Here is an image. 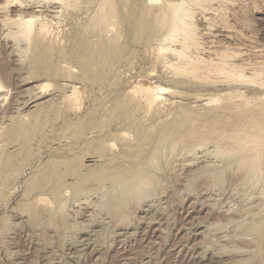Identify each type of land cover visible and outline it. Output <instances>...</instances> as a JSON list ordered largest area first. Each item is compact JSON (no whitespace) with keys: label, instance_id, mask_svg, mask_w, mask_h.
Here are the masks:
<instances>
[{"label":"rangeland","instance_id":"374dc122","mask_svg":"<svg viewBox=\"0 0 264 264\" xmlns=\"http://www.w3.org/2000/svg\"><path fill=\"white\" fill-rule=\"evenodd\" d=\"M20 1L0 0V264H264V85L171 68L180 0ZM188 1L189 53L264 70V0Z\"/></svg>","mask_w":264,"mask_h":264},{"label":"bare ground","instance_id":"6f19581e","mask_svg":"<svg viewBox=\"0 0 264 264\" xmlns=\"http://www.w3.org/2000/svg\"><path fill=\"white\" fill-rule=\"evenodd\" d=\"M12 1H14V0H12ZM20 1V0H19ZM45 1H47V0H45ZM50 1V0H49ZM53 1V0H52ZM55 1V0H54ZM155 1V0H154ZM181 1V0H180ZM178 1V4H175L176 5V7H175V9L174 8H172L171 6V8L172 9H174V11L172 10V12H173V16H172V21H170V26L168 27L169 28V31H167V38H165L166 37V35L164 36V38L167 40L168 39V41H172V43L174 42V44H175V42L177 41L178 42V46L177 47H175L174 46V48L171 46H169V45H167L166 47L168 48V49H171V52L172 53H174V55H172V56H174L175 57V66L173 65V67H171V68H174L175 67V69L177 70H175L176 72H178L179 74H182V76L184 75V76H187L189 79H194V80H196L197 82H198V80L197 79H202V78H204L205 80H208L209 79V81H210V79L212 78L213 79V81H214V83L212 82V84H215V86H216V83L217 82H219V84H220V82H223V81H225V80H227V78H228V80L227 81H230V83H228V85L229 84H231V81H235V82H232V83H237L238 81L239 82H241L240 80H242V79H244V78H246V80L248 81V83H249V81L251 82V81H253V82H251L250 84H252V83H255L256 82V84L257 85H264V70L263 71H255L254 70V72H253V70L252 69H254V68H252L251 70V72H252V75H250V74H248V75H250L249 77L247 76L246 77V75L244 74V70H242V69H244L245 67H242V66H245V64H246V67H249L250 65H252V64H255V61L254 62H251L252 64H250V62H248L249 61V59L248 60H245V59H239V58H237V54L239 55V53H237L238 51H236V53H234V52H232V48L230 49L231 51L229 52L227 49L229 48V47H232V46H229L228 45V43L225 45V44H223V46L224 47H222V49L223 50H217V48L216 49H213L214 48V46L212 47L211 45V47H207V48H202V51H200L199 50V48H201V47H199L198 48V50L200 51H198V52H192V53H189L188 52V50H189V47H190V45H191V43H194L195 41H196V39L197 38H195L194 37V27H192V26H194V25H192V23H191V21L192 20H190V17H191V13H190V11L188 10V7H184L183 5L185 4H183V2H185V1ZM188 1V0H187ZM192 1H195V3H196V1L197 0H192ZM201 1V0H200ZM8 2V1H7ZM9 2H10V0H9ZM21 2V1H20ZM57 2V1H56ZM61 2V4L63 3V0L62 1H60ZM72 2H73V0H72ZM172 2V1H171ZM189 2V1H188ZM17 3V2H16ZM170 3V2H169ZM199 3V2H198ZM18 4V3H17ZM21 4V3H20ZM48 4V3H47ZM60 4V3H59ZM60 4V5H61ZM70 4H71V2H70ZM69 4V5H70ZM189 4V3H188ZM51 5H52V2H51ZM72 5V4H71ZM169 5V4H168ZM196 5V4H195ZM0 6H4V5H0ZM55 6V5H54ZM154 6V5H153ZM56 8V7H55ZM149 8V7H148ZM170 8V9H171ZM194 8V7H193ZM2 9V8H1ZM19 9H23V8H19ZM26 9V8H25ZM25 9H23V10H25ZM51 9V8H50ZM168 9V8H167ZM217 9V8H216ZM221 9V8H220ZM169 10V9H168ZM34 11V10H33ZM42 11V10H41ZM167 11V10H166ZM5 12V11H4ZM18 12V11H17ZM46 12V11H45ZM168 12H170V11H168ZM10 13V12H9ZM25 13V12H24ZM31 13V12H30ZM47 13H49V12H47ZM57 13V12H56ZM113 13V12H112ZM162 13V12H161ZM171 13V12H170ZM224 13H226V12H224ZM23 14V13H22ZM32 15H33V13H32ZM36 15V14H35ZM46 15H48V14H46ZM150 15V14H149ZM223 15V14H222ZM7 16V15H6ZM22 16V15H21ZM24 16H26V17H28L27 16V14L26 15H24ZM34 16V15H33ZM32 16V17H33ZM38 16V15H37ZM45 16V15H44ZM52 16H53V14H52ZM160 16H161V14H160ZM224 16V15H223ZM15 17L16 16H14V19H15ZM26 17H24L25 19H28L26 22L28 23V22H30V18H31V15H30V17H28V18H26ZM40 17V16H39ZM47 17V16H46ZM221 17V16H220ZM3 18H4V16H3ZM204 18H206V17H204ZM211 18V17H210ZM7 19H12L11 17L10 18H7ZM37 19V18H36ZM164 19V18H163ZM192 19V18H191ZM219 19V18H218ZM6 20V19H5ZM4 20V21H5ZM18 20H19V16H18ZM21 20H23V18L21 17ZM141 20V19H140ZM170 20V19H169ZM207 20V19H206ZM209 20V19H208ZM8 22V21H7ZM6 22V23H7ZM10 23L12 22V20L11 21H9ZM25 22V21H24ZM143 22V21H142ZM169 22V21H168ZM207 22V21H206ZM211 23V22H210ZM13 24V23H12ZM24 24V23H23ZM144 24V23H143ZM209 24V23H208ZM228 24V23H227ZM36 25V24H35ZM163 25V24H162ZM206 25H207V23H206ZM217 25V24H216ZM13 26V25H12ZM15 26V25H14ZM13 26V27H14ZM31 26H33V25H31ZM31 26H30V24L29 25H27L26 26V28H25V24H24V28L25 29H23V31L22 32H20L19 33V36L21 35V33H23V35H22V37H24V38H22V39H25L26 41L29 39L30 40V34H31ZM208 26H210V25H208ZM221 26V25H220ZM228 26V25H227ZM35 27V26H34ZM215 27V26H214ZM229 27V26H228ZM161 28H162V26H161ZM208 28V27H207ZM222 28V27H221ZM35 29V28H34ZM140 29V28H139ZM143 29V28H142ZM167 29V28H166ZM14 30V29H13ZM156 30V29H155ZM168 30V29H167ZM10 31V30H9ZM140 31V30H139ZM143 31V30H142ZM151 31V30H150ZM162 31V30H161ZM207 31V30H206ZM209 31V30H208ZM211 31V30H210ZM11 32V31H10ZM165 32V31H164ZM231 32V31H230ZM9 33V32H8ZM7 33V34H8ZM47 33V32H46ZM161 33V32H160ZM211 33V32H210ZM6 34V33H5ZM156 34H157V32H156ZM166 34V33H165ZM228 34V33H227ZM36 35V34H35ZM39 35H41V34H39ZM76 35V34H75ZM103 35V34H102ZM199 35V34H198ZM201 35V34H200ZM214 35V34H213ZM14 36H15V34H14ZM18 36V35H17ZM33 36V35H32ZM85 36V35H84ZM99 36V35H98ZM229 36V35H228ZM21 37V36H20ZM107 37V36H106ZM105 37V38H106ZM110 37V36H109ZM138 37V36H137ZM231 37V36H230ZM15 39H16V37H14ZM13 38V39H14ZM36 38V37H35ZM84 38V37H83ZM161 38V37H160ZM163 38V39H164ZM195 38V39H194ZM118 39H119V37H118ZM139 39V38H138ZM154 39V38H153ZM162 39V38H161ZM199 39V38H198ZM242 39V38H241ZM92 40V39H91ZM116 40H117V38H116ZM219 40V39H218ZM86 41V40H85ZM138 41V40H137ZM159 41V40H158ZM162 41V40H161ZM227 41V40H226ZM16 42V41H15ZM77 42V41H76ZM97 42V41H96ZM100 42H101V40H100ZM116 42V41H115ZM163 42H165V41H163ZM197 42V41H196ZM221 42V41H220ZM219 42V43H220ZM98 43V42H97ZM96 43V44H97ZM171 43V44H172ZM234 43V42H233ZM80 44V43H79ZM95 44V45H96ZM165 44H167V43H165ZM197 44V43H196ZM206 44V43H205ZM216 44H218V43H216ZM105 45V44H104ZM113 45V44H112ZM163 45V44H162ZM176 45H177V43H176ZM193 45V44H192ZM191 45V46H192ZM207 45V44H206ZM106 46H107V44H106ZM117 46V45H116ZM197 46V45H196ZM204 46V45H203ZM227 46H229V47H227ZM65 47V46H64ZM163 47V46H162ZM164 47H165V45H164ZM96 48V47H95ZM105 48V47H104ZM48 49V48H47ZM164 49V48H163ZM237 49H239V48H236V50ZM254 49H256V48H254ZM97 50H98V47H97ZM102 50V49H101ZM257 50V49H256ZM192 51V50H191ZM233 51H235V49L233 48ZM245 51H246V49H245ZM82 52H83V50H82ZM120 52V51H119ZM169 52H170V50H169ZM170 52V53H171ZM232 52V53H231ZM240 52V51H239ZM242 52V51H241ZM80 53V52H79ZM113 53H114V51H113ZM126 53V52H125ZM260 53V52H259ZM95 54V53H94ZM97 54V53H96ZM95 54V55H96ZM99 54V53H98ZM169 54V53H168ZM168 54H165V55H168ZM67 55V54H66ZM78 55V54H77ZM95 55H94V57H95ZM119 55V54H118ZM117 55V56H118ZM171 55V54H170ZM109 56V55H108ZM121 56V55H120ZM164 56V55H163ZM243 56V55H242ZM241 56V57H242ZM78 57H80V56H78ZM82 57V56H81ZM80 57V58H81ZM101 57V56H100ZM171 57V56H170ZM231 57V58H230ZM257 57V56H256ZM96 58V57H95ZM173 58V57H172ZM171 58V59H172ZM245 58V57H244ZM260 58V57H259ZM78 59V58H77ZM113 59H115V58H113ZM168 59H170V58H168ZM168 59H166L167 60V62H168ZM37 60V59H36ZM165 60V61H166ZM174 60V59H173ZM177 60V61H176ZM254 60V59H253ZM261 60V59H260ZM245 61H247V62H245ZM263 61V60H262ZM48 62V61H47ZM75 62V61H74ZM83 62V61H82ZM104 62V61H103ZM117 62H118V60H117ZM174 61H172V63H173ZM245 62V63H244ZM78 63V62H77ZM88 63V62H87ZM96 63V62H95ZM113 63V62H112ZM115 63V62H114ZM261 63V62H260ZM101 64V63H100ZM116 64V63H115ZM165 64H167V63H165ZM168 64H170L169 62H168ZM259 64V63H258ZM264 64V63H263ZM76 65V64H75ZM78 65V64H77ZM249 65V66H248ZM49 66V65H48ZM51 66V65H50ZM90 66V65H89ZM111 66V65H110ZM170 66H172V64L170 65ZM169 66V67H170ZM254 66H256V65H254ZM108 67V66H107ZM164 67V66H163ZM166 67H167V65H166ZM251 67V66H250ZM42 68V67H41ZM170 68V69H171ZM101 69V68H100ZM248 69V68H247ZM247 69H245V70H247ZM98 70V69H97ZM105 71H106V67H105ZM173 71V70H172ZM174 71V72H175ZM85 72V71H84ZM83 72V73H84ZM108 73H109V71H108ZM91 74V73H90ZM105 74V73H104ZM203 74H204V76H203ZM178 75V74H177ZM212 75V76H211ZM211 78H210V77ZM91 77H92V75H91ZM97 78V77H96ZM103 78V77H102ZM176 78V77H175ZM185 77H183V79H184ZM222 78H226L225 80L223 79V80H221ZM177 79V78H176ZM204 79H202V80H204ZM211 79V80H212ZM204 80V81H205ZM191 81V80H190ZM193 81V80H192ZM196 81H194V82H196ZM208 81V82H209ZM215 81H217L216 83H215ZM226 81V82H227ZM243 81V80H242ZM189 82V81H188ZM206 82V81H205ZM211 82V81H210ZM238 82V83H239ZM21 83V82H20ZM225 85H226V83L225 82H223ZM238 83H237V85H238ZM248 83H247V85H248ZM23 84V83H22ZM162 84V83H161ZM190 84V83H189ZM202 84V83H201ZM206 84V83H205ZM207 84H209V83H207ZM219 84H217V86L219 85ZM223 84V85H224ZM198 85V84H197ZM221 85H222V83H221ZM222 85V86H223ZM246 85V84H245ZM212 86V85H211ZM242 86V85H241ZM201 87V86H200ZM229 86H227V88H228ZM230 87H232V86H230ZM240 87V86H239ZM252 87V86H251ZM263 87V86H262ZM203 88H204V86H203ZM207 88V87H206ZM205 88V89H206ZM210 88V87H209ZM219 88H221L220 86H219ZM233 88V87H232ZM240 88H242V87H240ZM264 88V87H263ZM159 89L161 90V92H165V89L164 88H160L159 87ZM190 89V88H189ZM200 89V88H199ZM208 89V88H207ZM206 89V90H207ZM215 89H218V87H216ZM222 89V88H221ZM220 89V90H221ZM225 89H226V86H225ZM197 90V89H196ZM210 90H212V89H210ZM220 90H217V91H220ZM222 90H224V88L222 89ZM228 90H229V88H228ZM227 90V91H228ZM233 91H230V92H236L237 90H235V89H232ZM239 90V89H238ZM153 91H154V89H153ZM170 91V90H169ZM194 91V90H193ZM216 91V90H215ZM226 91V90H225ZM241 91V90H240ZM221 92V91H220ZM224 92V91H223ZM160 93V92H159ZM158 93V94H159ZM175 93V92H174ZM173 93V94H174ZM178 93V92H177ZM180 93V92H179ZM197 93V92H196ZM240 94H241V92H239ZM35 94V93H34ZM38 94V93H37ZM194 94V93H193ZM202 94H203V92H202ZM201 94V95H202ZM205 94V93H204ZM204 94H203V96H204ZM209 94L211 95V93H207L206 95H208V98H209ZM216 94V93H215ZM218 94V93H217ZM223 94V93H222ZM233 94V93H232ZM29 95V94H28ZM153 95V94H152ZM160 95V94H159ZM175 95H176V93H175ZM179 95V94H178ZM198 95V94H197ZM220 95H221V93H220ZM234 95V94H233ZM235 95H236V93H235ZM163 96V95H162ZM218 96H219V94H218ZM225 96V95H224ZM229 95H227V97H228ZM232 96V95H231ZM170 97V96H169ZM197 97V96H196ZM207 97V96H206ZM211 97V96H210ZM207 98V99H208ZM212 98V97H211ZM234 97H232V99H233ZM156 99H158L157 97H156ZM155 99V100H156ZM210 99V98H209ZM213 99V98H212ZM219 99V98H218ZM231 99V98H230ZM231 99V100H232ZM221 100V99H220ZM231 100H230V102H231ZM166 101V100H165ZM193 101V100H192ZM209 101H211V100H209ZM198 102V101H197ZM212 102V101H211ZM210 102V103H211ZM237 102H239V101H237ZM96 103V102H95ZM228 103V102H227ZM235 103H236V101H235ZM25 104H27V103H25ZM230 104V103H229ZM217 105V104H216ZM219 105V104H218ZM229 106V105H228ZM230 106H231V104H230ZM234 106V105H233ZM221 107H222V105H221ZM224 107H226V106H224ZM223 107V108H224ZM237 107V106H236ZM231 108V107H230ZM228 109V108H227ZM212 115V114H211ZM225 116V115H224ZM93 117V115L91 116V118ZM89 118V117H88ZM211 118H213V117H211ZM85 119H87V118H85ZM214 119V118H213ZM225 119V118H224ZM222 120V122H223V119H221ZM78 121V120H77ZM219 121V120H218ZM226 121V120H225ZM97 122V121H96ZM213 122H214V120H213ZM230 122V121H229ZM215 123V122H214ZM217 123H219V122H217ZM225 123V122H224ZM223 123V124H224ZM231 123V122H230ZM234 123V122H233ZM77 124V123H76ZM212 124V123H211ZM220 124V123H219ZM226 124V123H225ZM238 124V123H237ZM236 124V125H237ZM27 125V124H26ZM215 125V124H214ZM221 125H222V123H221ZM1 126H2V124H1ZM81 126V125H80ZM84 126V125H83ZM212 126V125H211ZM210 126V127H211ZM216 126H218L217 124H216ZM17 127H18V125H17ZM209 127V128H210ZM213 127V126H212ZM226 127V126H225ZM8 128V127H7ZM22 128V127H21ZM84 128V127H83ZM88 128V127H87ZM235 128H236V126H235ZM234 128V129H235ZM237 128H238V126H237ZM6 129V128H5ZM18 129V128H17ZM16 129V130H17ZM24 129V131H25V128H23ZM27 129V128H26ZM220 129H222V128H220ZM34 130V129H33ZM136 130V129H135ZM139 130V129H138ZM5 131V130H4ZM11 131H12V129H11ZM20 131V130H19ZM15 131H13V133H14ZM79 132V131H78ZM138 132V131H137ZM22 134H23V132H21ZM12 134V133H11ZM19 134V133H18ZM93 134V133H92ZM5 135V134H4ZM6 135H7V132H6ZM136 135V134H135ZM134 135V136H135ZM232 136V135H231ZM245 136V135H244ZM1 137V136H0ZM3 138H4V136H2ZM13 137V136H12ZM17 137V136H16ZM19 137V136H18ZM143 137V139H144V136H142ZM142 137H141V139H142ZM146 137V136H145ZM233 137V136H232ZM254 138L256 137V136H253ZM14 138V137H13ZM247 138V137H246ZM251 138V137H250ZM258 138V137H257ZM256 138V139H257ZM260 138V137H259ZM259 138L257 139V140H259ZM2 139V138H1ZM5 139V138H4ZM12 139V138H11ZM21 139V138H20ZM248 139V138H247ZM19 140V139H18ZM22 140V139H21ZM24 140V139H23ZM148 140V139H147ZM249 140V139H248ZM253 140V139H252ZM253 141V143L254 142H259V141ZM4 141V140H3ZM137 141V140H136ZM139 142H140V140H138ZM246 141V140H245ZM138 142V143H139ZM14 143V142H13ZM29 143V142H28ZM239 143V142H238ZM250 143V142H249ZM252 143V142H251ZM96 144V143H95ZM141 144V143H140ZM139 144V145H140ZM257 144H259V143H257ZM257 144H255V146L254 147H252V149L254 150V149H256V145ZM262 144V143H261ZM2 145V144H1ZM137 145V144H136ZM254 145V144H253ZM251 146H252V144H251ZM21 147V146H20ZM19 147V148H20ZM2 148V147H1ZM87 149V148H86ZM141 149V148H140ZM22 150V149H21ZM5 151V150H4ZM7 151V150H6ZM18 152V151H17ZM17 152H15V153H17ZM4 153H7V152H4ZM132 153V152H131ZM8 154V153H7ZM6 154V155H7ZM19 154V153H18ZM26 154V153H25ZM128 154V153H127ZM25 156H27V155H25ZM10 157H11V155H10ZM100 157V156H99ZM4 158V157H3ZM17 158H18V156H17ZM25 158V157H24ZM13 159V158H12ZM16 159V158H15ZM24 160V159H23ZM122 160H123V158H122ZM14 161V160H13ZM12 161V162H13ZM25 161V160H24ZM9 162V161H8ZM117 162V161H116ZM120 162H122V161H120ZM119 162V163H120ZM109 163V162H108ZM118 163V164H119ZM6 164V163H5ZM122 165H123V163H122ZM4 166V165H3ZM116 166H118L117 164H116ZM101 167V166H100ZM113 167V166H112ZM115 167V166H114ZM17 168V167H16ZM50 168V167H49ZM52 168V167H51ZM75 168V167H74ZM73 170V169H72ZM48 172V171H47ZM44 173V172H43ZM99 173V172H98ZM139 173L140 172H138V175H139ZM143 173V172H142ZM110 174V173H109ZM119 174V173H118ZM85 175H86V173H85ZM135 175V174H134ZM103 176V175H102ZM106 176V175H105ZM137 176V175H136ZM140 178V177H139ZM42 179V178H41ZM99 179V178H98ZM45 182V181H44ZM47 183V182H46ZM35 184V183H34ZM40 184V183H39ZM44 184V183H43ZM37 187V186H36ZM28 189V188H27ZM121 201V200H120Z\"/></svg>","mask_w":264,"mask_h":264}]
</instances>
